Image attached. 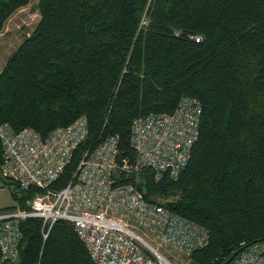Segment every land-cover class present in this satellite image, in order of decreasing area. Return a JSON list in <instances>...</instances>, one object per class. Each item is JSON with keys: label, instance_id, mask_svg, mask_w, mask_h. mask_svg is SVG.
Returning a JSON list of instances; mask_svg holds the SVG:
<instances>
[{"label": "trees", "instance_id": "16d2710c", "mask_svg": "<svg viewBox=\"0 0 264 264\" xmlns=\"http://www.w3.org/2000/svg\"><path fill=\"white\" fill-rule=\"evenodd\" d=\"M29 2L0 0V30ZM37 9L35 27L0 70V121L46 137L86 116L88 134L54 185L108 134L117 135L120 155L133 157V118L170 112L193 96L199 135L177 177L156 180L149 169L114 177L208 229L192 264H218L264 240V0H38ZM0 178L14 184L22 206L37 190L18 194L14 181ZM20 228L14 264H94L66 220L45 237L39 217Z\"/></svg>", "mask_w": 264, "mask_h": 264}, {"label": "built area", "instance_id": "2783aa9c", "mask_svg": "<svg viewBox=\"0 0 264 264\" xmlns=\"http://www.w3.org/2000/svg\"><path fill=\"white\" fill-rule=\"evenodd\" d=\"M200 114V101L184 95L170 112L134 117L133 157L120 155L117 135L108 134L82 152L61 186L55 181L88 134L86 116L55 127L46 137L33 127L15 130L0 121V175L15 182L18 194L37 188L24 206L0 208V264L16 262L20 222L28 217L41 218L43 237L57 219L70 222L94 264H171L160 246L187 254L203 247L209 238L204 225L147 199L135 183L114 177L149 169L156 180L176 178L198 138ZM227 264H264V240L247 245Z\"/></svg>", "mask_w": 264, "mask_h": 264}, {"label": "rangeland", "instance_id": "374dc122", "mask_svg": "<svg viewBox=\"0 0 264 264\" xmlns=\"http://www.w3.org/2000/svg\"><path fill=\"white\" fill-rule=\"evenodd\" d=\"M38 0H30L26 5L17 8L6 20L0 30V70L7 56L17 47L24 35L29 34L39 20ZM14 184L0 178V208L15 204L12 198ZM159 251L171 264H192L190 254L169 245L160 246Z\"/></svg>", "mask_w": 264, "mask_h": 264}, {"label": "water", "instance_id": "95a60500", "mask_svg": "<svg viewBox=\"0 0 264 264\" xmlns=\"http://www.w3.org/2000/svg\"><path fill=\"white\" fill-rule=\"evenodd\" d=\"M251 243L252 242H248V243L240 245L239 247L234 249L232 252H230L226 257H224L222 261L219 262L218 264H227L240 250H242L244 247H246L247 245Z\"/></svg>", "mask_w": 264, "mask_h": 264}]
</instances>
